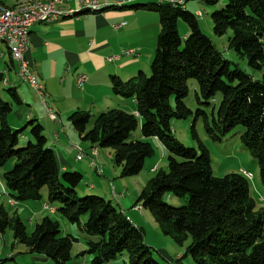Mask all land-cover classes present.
I'll list each match as a JSON object with an SVG mask.
<instances>
[{"label":"trees","instance_id":"trees-1","mask_svg":"<svg viewBox=\"0 0 264 264\" xmlns=\"http://www.w3.org/2000/svg\"><path fill=\"white\" fill-rule=\"evenodd\" d=\"M140 6L145 7L133 8ZM149 9L159 22L150 75L139 72L124 82L111 77L112 94L134 99L136 114L110 109L96 115L87 130L91 116L76 111L68 118L70 125L82 141L112 149L121 175L135 177L145 159L153 155L149 143L129 140L140 119L141 135L156 138L168 155L167 169L147 182L136 203L153 216L164 235L177 244L189 242L185 256L196 264H264V208H256L247 178L234 173L213 177L207 149L202 144L197 150L185 147L172 137L171 129L173 119L192 115L184 101L188 82L194 81L196 103L212 107L210 115L199 109L195 114L202 118L206 135L220 142L241 127L240 141L256 159L264 187V0H225V6L210 15L213 34L222 37L232 33L229 48L260 72L258 80L236 66L231 69V63L203 35L196 16L182 6L155 3ZM179 21L187 26L184 36L179 33ZM5 92L21 105L12 88ZM217 96L220 99L215 109ZM10 112L8 104L0 106V169L14 161L12 169L2 175L9 199L35 202L44 189L48 209L77 226L83 217L81 229L89 237L86 253L91 264H107L119 256L125 264H161L145 244L142 229L110 202L94 195L80 197L77 188L82 175L59 170L43 128L29 121L20 130H12L5 121ZM191 133L196 139L193 127ZM22 134L29 143L18 148ZM168 197L186 203L173 207L167 203ZM5 229L11 231L13 246L22 245L28 254L44 256L55 264H67L77 242L71 235L63 236L58 222L48 216L28 234L20 218L9 216L0 206V232Z\"/></svg>","mask_w":264,"mask_h":264},{"label":"rangeland","instance_id":"rangeland-1","mask_svg":"<svg viewBox=\"0 0 264 264\" xmlns=\"http://www.w3.org/2000/svg\"><path fill=\"white\" fill-rule=\"evenodd\" d=\"M129 2L130 0H126L123 8L121 9L132 10L135 5H132ZM149 4H155V2L137 4L145 5V7L140 6L138 7V9H144L147 13L157 15L154 11L149 9ZM186 5L187 12L193 14L192 12H190V10L193 11L194 9H196V11H199L202 14V17L198 18L197 20L203 35L208 37L212 41L215 49L221 53L222 57L231 63V69L236 66L243 74L249 75L253 79L258 80L261 78L260 72L251 69L248 66L247 60L245 58L239 57L229 48L228 40L232 35L230 31H228L222 37H217L213 34V25L210 15L213 11L222 9L225 6V0H187ZM86 14L87 13H85L84 16ZM113 28H116V26H114ZM178 28H182L181 31L187 30V26L181 21L178 22ZM147 30L148 27L141 29V31L144 32H147ZM179 33L183 35V32H180V30ZM157 35L158 32L154 35L155 38L152 43L153 46L151 44L153 36L150 35L148 38H143L145 44H147L150 49L151 47L153 49V55L151 56L150 60H148L141 66H136L133 64L139 58L137 57L133 63H129L126 66L127 69L131 70L130 73L126 74L125 77H122L121 75L117 76L118 79L124 82L136 76L139 71L143 72L146 77L150 75V65L155 53ZM126 51H135L139 56L141 54L140 49L138 50L129 48L126 50H122L116 55H118L119 58L124 57V53ZM133 58L135 59V57ZM188 85V96L185 99L184 103L186 107L192 112V115L184 120L173 119L171 121L172 137L183 144L185 147L195 148L196 150L198 149V145L202 144L209 153L211 173L213 177L220 178L233 173L242 174L243 176H245L248 180L250 196L254 200L256 208H264V187L262 186L260 181L257 161L240 141L239 136L242 133V128L236 127L224 138H222L220 142L211 140L205 133L202 118H196L195 114L196 110L199 109L205 111L206 114L210 115L212 107L207 108L202 105H198L194 97V93L196 90L195 82L189 81ZM20 88L21 86L18 87V90H20L19 92L22 91V89ZM28 95L31 100L36 99L33 93L29 92ZM219 99L220 97L217 96L213 104L215 109L218 106ZM117 100L118 101L116 107H120L122 105H125V103L127 102H129L130 105L133 104L134 99H122L118 97ZM171 103H173V99L171 100ZM111 106L112 103H110L109 105H107L105 102L100 103V108L95 109L93 113H95V115H98L105 112ZM124 107L125 106H123V111L126 112V110H124ZM91 125L92 122L91 124L87 125L86 129H90ZM192 127L196 135V139H194L192 136ZM25 131L27 132V134H29V128L25 129ZM72 133L75 135L77 143L81 145L80 153H83V159L76 162L74 160V156L72 154L70 155V151L66 147L67 144L63 145V143H59L58 151H62L65 158H70V161L72 159V162L76 163L75 167H77V169L71 167L68 171L76 172L82 175V181L77 188L79 190V195H81L80 197H84L86 195L98 196L110 202L118 212L123 214L124 217L127 218L136 216V223L139 225L138 227H140L143 231L142 233L144 242L153 250L154 259L158 263L196 264L189 255L185 256L186 248L189 245V242L187 241L183 244H177L174 242L171 236L164 235L159 224L154 220L153 216L147 210L141 208V206L136 203L140 191L146 187L147 182L157 172L167 169L168 155L166 149L156 138H144L141 135V120H138L137 127L131 134L129 140L149 143L153 149V155L145 159L141 172L135 177H123L121 175V167L116 165L113 161L114 152L112 149L98 148L97 146H94V148H97L94 150H98L99 155H94L92 157L91 155L93 154V151H91V148L93 147V145H91L87 141H82L78 137L77 133H75L73 130ZM27 143H29V141H26L23 138L22 134L19 137L17 147L23 148L27 145ZM13 163L14 161L10 160L3 168L0 169V206L3 207L4 211L9 214V216H13L14 214H16L24 224L26 232L28 234H30L33 231L35 225L40 223L41 219L46 216L58 222L60 231L63 236L71 235L77 240V242L73 243L71 250V260L67 264H91V256L86 253V251L88 250L87 241L89 237L81 229L83 222L85 221L83 217H81L80 224L77 226L68 223L57 213L49 214L48 209L43 208V204L46 202V190L44 189L40 192L42 200L40 199L35 202L25 201L17 203L9 199V197L5 193L2 175L12 169ZM11 203H15V205L11 206ZM167 203L173 207H181L185 205L186 201L179 200L175 197H168ZM131 212L136 213H133V215L130 216V214L128 213ZM139 221L140 223H138ZM13 245L14 241L11 231L9 229H5L4 232H0V264H55L53 263L54 261L48 258H42L38 255L31 256L30 254H28L27 249L22 245ZM11 257L14 258V261ZM30 257L31 259L29 260ZM107 264H125V261L122 256H119L116 260Z\"/></svg>","mask_w":264,"mask_h":264},{"label":"crops","instance_id":"crops-1","mask_svg":"<svg viewBox=\"0 0 264 264\" xmlns=\"http://www.w3.org/2000/svg\"><path fill=\"white\" fill-rule=\"evenodd\" d=\"M29 1L49 0H0V6L12 8ZM114 1L107 0L109 4ZM186 1L179 0L183 3L182 7L185 10L187 9ZM146 2L153 3L156 0H130L129 3L137 5ZM77 7L78 0L63 4V8L66 9ZM190 12L195 16L200 13L196 9ZM114 26L116 28H113ZM146 27H148L147 32L141 31ZM181 29L179 30L183 32V36L186 35L187 30L181 31ZM158 30L157 15L147 13L144 9L133 8L132 10L105 9L100 14L87 13L78 19L66 18L50 25H33L28 34V57L31 62V73L37 83L43 87L44 103L28 84L20 81L7 47L0 43V106L5 103L11 107V112L5 119L7 125L12 130H20L29 121H35L44 130V136L56 157L59 170L64 172L71 167L77 169L72 159L70 161V158H65L62 151H58L59 143L67 144L66 147L70 155L74 156V160L80 151L81 145L77 143L72 133L74 129L68 120L69 116L76 111L85 112L91 116L92 122L96 116L93 111L99 109L100 103L103 102L107 105L112 103L106 111L111 108L123 111L125 106L124 110L127 113L136 114L134 100L132 106L127 102L125 105L116 107L118 97L112 94L110 78H117L120 75L125 77L131 71L126 66L133 63L137 57L139 58L133 64L136 66H141L150 60L153 49L145 44L143 38L153 36L152 44L154 35L159 33ZM129 48L140 49V56L137 55L135 59L121 57L119 60H110L118 56L116 54L122 50ZM79 77L85 78L80 86L77 85ZM20 86L21 92L18 90ZM11 88L21 101V105L13 102L5 92L6 89ZM29 92L33 93L35 100L29 98ZM49 114L55 115L56 119H51ZM94 149L97 148L93 146L91 151ZM96 153L98 156V150ZM91 156L93 157L94 153ZM43 208H47L46 202ZM48 211L49 214L56 213L54 209H48ZM133 213L136 212L128 214L131 216ZM127 219L135 226H139L136 223V216L127 217ZM12 259L14 261V258Z\"/></svg>","mask_w":264,"mask_h":264},{"label":"built area","instance_id":"built-area-1","mask_svg":"<svg viewBox=\"0 0 264 264\" xmlns=\"http://www.w3.org/2000/svg\"><path fill=\"white\" fill-rule=\"evenodd\" d=\"M71 0H49L48 2L42 4H32L31 1L27 2L23 10H20L18 16H5L3 12L0 11V35L3 37H9L14 46L15 53L17 55L18 65L21 70V80L23 83L28 84L39 96L40 100L43 102V97L38 93V88L35 87L33 74L31 73V62L28 57L29 43L28 34L30 28L35 24H51V18L54 15L62 13V11L67 10L63 8L65 2ZM126 0H115L114 2H124ZM107 2V0H78V6L81 5H95L97 3ZM158 4L175 3L182 5L181 2L177 0H156ZM197 18L201 15L198 13ZM138 54L135 51H126L124 57L132 58L136 57ZM118 56L111 58L110 60H119ZM84 77H79L77 79V85H81L84 81ZM50 113V112H49ZM51 119H56L55 116H51ZM94 153V151H93ZM83 159V153L80 151L75 159V161H81ZM92 165V164H91ZM90 165V166H91ZM12 204V203H11ZM10 204V205H11Z\"/></svg>","mask_w":264,"mask_h":264},{"label":"bare ground","instance_id":"bare-ground-1","mask_svg":"<svg viewBox=\"0 0 264 264\" xmlns=\"http://www.w3.org/2000/svg\"><path fill=\"white\" fill-rule=\"evenodd\" d=\"M45 2H48V1H31L32 4H42ZM124 3L125 1L124 2H113L112 4H109L108 2H103V3H97L95 5H81V6H78L76 9H67V10L62 11V13L54 15V17L51 18V24L56 23L66 18L78 19L84 16L85 13L99 14V13H102L105 9H121L123 8ZM155 3L158 4L157 2ZM26 4L27 2L22 5L12 7V8L0 6V11L3 12L5 16H18V13L20 12V10L24 9ZM166 4H170L173 6L180 5V4H175V3H166ZM199 14L201 15V13ZM0 43H3L7 47L9 54H10V58L15 64L17 75L20 81L23 82L21 80V70L18 65L17 55L15 53L14 46H12V42L10 41V38L3 37L0 35ZM33 80H34L35 87L38 88V93L40 94L41 97H43L44 96L43 87L37 83L34 76H33ZM51 116H55V115L51 114ZM93 151H94V155L96 156L97 155L96 150H93ZM14 205L15 203L11 204V206H14Z\"/></svg>","mask_w":264,"mask_h":264}]
</instances>
